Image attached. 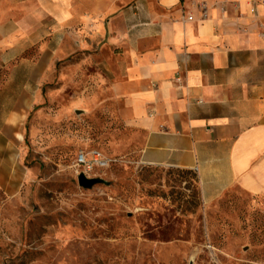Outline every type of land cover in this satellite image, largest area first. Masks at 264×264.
I'll use <instances>...</instances> for the list:
<instances>
[{
	"label": "crops",
	"instance_id": "1",
	"mask_svg": "<svg viewBox=\"0 0 264 264\" xmlns=\"http://www.w3.org/2000/svg\"><path fill=\"white\" fill-rule=\"evenodd\" d=\"M64 95L114 114L139 137L140 163L194 172L197 213L141 198L133 221L153 244L193 257L214 249L208 208L232 188L264 195V0H0V168L10 180L29 111Z\"/></svg>",
	"mask_w": 264,
	"mask_h": 264
},
{
	"label": "rangeland",
	"instance_id": "2",
	"mask_svg": "<svg viewBox=\"0 0 264 264\" xmlns=\"http://www.w3.org/2000/svg\"><path fill=\"white\" fill-rule=\"evenodd\" d=\"M69 96H44L28 113L16 155L20 172L0 168V264H264V195L239 188L208 208L210 249L155 245L135 227L141 198L200 210L196 176L139 162V139L110 113L74 108ZM80 149L113 162L104 182L84 187L74 166ZM5 154V153H2Z\"/></svg>",
	"mask_w": 264,
	"mask_h": 264
},
{
	"label": "built area",
	"instance_id": "3",
	"mask_svg": "<svg viewBox=\"0 0 264 264\" xmlns=\"http://www.w3.org/2000/svg\"><path fill=\"white\" fill-rule=\"evenodd\" d=\"M195 9L199 11V20H206L209 18V7L206 3H195ZM252 11L255 12V7L252 8ZM187 19L192 21L195 20L193 14H189ZM112 160L102 154L98 149H89L84 150L80 149L76 152L74 166L78 174L83 173L86 177H101L100 172L109 169L112 165Z\"/></svg>",
	"mask_w": 264,
	"mask_h": 264
},
{
	"label": "water",
	"instance_id": "4",
	"mask_svg": "<svg viewBox=\"0 0 264 264\" xmlns=\"http://www.w3.org/2000/svg\"><path fill=\"white\" fill-rule=\"evenodd\" d=\"M79 184L84 187H92L94 184L104 182V179L99 177H86L83 173L78 175ZM193 258L190 260V264H192Z\"/></svg>",
	"mask_w": 264,
	"mask_h": 264
},
{
	"label": "bare ground",
	"instance_id": "5",
	"mask_svg": "<svg viewBox=\"0 0 264 264\" xmlns=\"http://www.w3.org/2000/svg\"><path fill=\"white\" fill-rule=\"evenodd\" d=\"M19 137H20L21 139L23 138V136H22L21 134L19 135Z\"/></svg>",
	"mask_w": 264,
	"mask_h": 264
}]
</instances>
